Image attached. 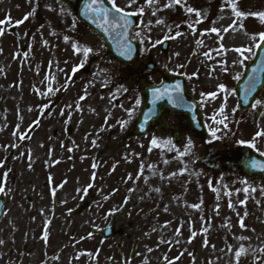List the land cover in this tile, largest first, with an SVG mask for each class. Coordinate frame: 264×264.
I'll return each instance as SVG.
<instances>
[{
    "label": "rangeland",
    "instance_id": "1",
    "mask_svg": "<svg viewBox=\"0 0 264 264\" xmlns=\"http://www.w3.org/2000/svg\"><path fill=\"white\" fill-rule=\"evenodd\" d=\"M115 2L127 12L144 10L135 15L138 25L132 32L141 52L122 71L107 56L101 41L80 26L61 0H0V21H11L0 25L4 29L0 36V186L5 188L0 195L6 198V215L0 220V264H43L49 251L56 257L53 264H62L67 260L64 251L69 240H73L70 248L75 258L87 243L92 246L87 254L94 256L97 240L85 232L104 228L112 216L108 213L117 212L118 202L125 198L136 204L129 207L133 229L144 227L138 233L140 264H149L152 258L156 264H237L235 252L241 246L246 251L238 264H264L261 181L211 173L197 161L206 146H246L238 141H251L264 130V107L240 112L235 94H227L225 100L226 94L218 88L224 84L235 89V77L242 76L255 54L254 43L259 42L252 36L264 32V22L253 16L236 17L226 0H183L168 8L164 6L170 0L152 5L137 0L131 7L129 0ZM234 2L238 11H264V0ZM186 7L198 10L200 16L188 13ZM28 13L32 15L26 21L15 23ZM158 19L163 24H157ZM198 19L203 22L195 23ZM213 27L220 30L219 36L205 31ZM169 28L172 35L182 34L169 39L165 56L161 44H153ZM74 44L93 49L86 60L91 62L86 73L80 69L72 75L73 67L84 60L82 52H74ZM240 47L253 48L244 65L233 63L241 58L234 51ZM147 59H153L159 69L188 79L190 92L200 100L208 131L218 128L220 139L210 131L207 143L186 136L177 144L163 133L127 136L143 103L138 81L127 77L140 71ZM144 78L160 81L152 74ZM49 87L59 91L48 93ZM212 92L217 96L206 95ZM259 100L264 101V96ZM133 108L130 118L126 110ZM219 120L227 128L214 122ZM120 121H128L127 126L122 128ZM153 138L158 147L151 144ZM256 144L264 151V137H257ZM141 171L143 175L138 176ZM246 187L248 192L243 191ZM52 196L57 201L55 212L47 199ZM85 203L89 207L83 212L68 216V210ZM137 214L143 217L140 221H136ZM127 216L123 213L118 223ZM45 232L47 241L42 239ZM51 240L52 248L44 247ZM23 245L28 252L18 260L15 250Z\"/></svg>",
    "mask_w": 264,
    "mask_h": 264
},
{
    "label": "snow or ice",
    "instance_id": "2",
    "mask_svg": "<svg viewBox=\"0 0 264 264\" xmlns=\"http://www.w3.org/2000/svg\"><path fill=\"white\" fill-rule=\"evenodd\" d=\"M158 0H146V3H148L149 5H152L154 3H157ZM137 3V0H129V4L128 7H131L132 4ZM183 3V0H170L169 3L165 4L164 7L168 8V7H172L173 5H181ZM226 3L232 8L234 15L238 18H243L245 16H253V17H257L261 22H264V11H260V12H250V13H245L243 11H238L237 10V4L234 2V0H226ZM63 10V9H62ZM159 10V9H157ZM143 8L140 7L138 8L137 12H127L125 11V9L120 8L117 6L115 0H111V7H105L104 6V0H86V3L84 4L83 7V16L86 18H92V17H100V19L102 20V23H100V27L104 28L105 31H109V26L110 27H117V28H128L131 24V21L129 20L130 16L133 15H142L143 14ZM186 11L188 13H195L197 15V17L200 16V13L198 10L193 9L191 7H186ZM110 13H115V17H110ZM153 15H155V11H153L152 13ZM32 15V13H28L24 16V18L22 20L16 21L15 23L17 25L22 24L24 21H26L29 16ZM10 19L9 20H5V21H0V25H4L5 23H10ZM94 23H96L97 21L94 19L93 20ZM203 20L202 19H198L195 23H202ZM74 25H75V20H74ZM157 24H163L162 20H157L156 21ZM235 26V22L233 25H229V28H232ZM179 27V26H177ZM189 27L192 28L193 25L189 24ZM242 27V26H241ZM229 28H225L224 31L227 32L229 30ZM206 32H212V33H217V35L219 36L220 30L213 27L210 30H205ZM4 34V29L2 27H0V36H2ZM182 33L180 32H176L175 35H172V29L169 28L168 29V34H166L162 40H157L154 44L153 47L155 46V44H162L164 40H168V39H175L176 36L181 35ZM137 35H139V33H137ZM68 37H65V40H67ZM222 39V37H221ZM252 40L253 41H259L254 43V47L258 50L261 48V45L264 44V32L259 33L258 36L257 35H253L252 36ZM197 43H201V41H197ZM222 47V45H221ZM73 49L74 52L76 54H80L81 52L83 53L84 56V60L81 61V63L75 67H73L72 69V75H75L76 72H78L80 69H82L85 66L87 57L89 56L90 53H93V49L91 47H82L78 44H74L73 45ZM235 52H237L239 54V56L241 57L240 59H238L237 61H234L233 63H238L240 65H244L245 61L251 58V54L253 52V48L252 47H240V48H235L234 49ZM132 53V48L131 45L128 46L127 48V53L122 52L121 55H127L128 59H131ZM245 53H248V55H245ZM178 55V54H177ZM206 56L209 55V53H205ZM181 67H183V65H181ZM224 71H227V66H224L223 68ZM195 75V74H193ZM70 79V77H69ZM235 79L239 80L240 76L237 75L235 77ZM250 79V84L247 86L246 88V92L248 91H252L255 90L256 88V83H255V79L254 78H249ZM106 86V85H105ZM218 88L221 92H224L225 95V100L227 99V94H235L234 90H229L226 85L224 84H219ZM53 91H59V89H53L51 87L48 88V93H51ZM124 91H127V89H124ZM151 91V95H152V104L153 106H155L159 101H163V100H167L173 107H183L185 106V102H184V98L181 95V93L183 92V88L181 83L178 81L176 82L174 85H167V84H163V82L161 83V86L159 87H153L150 89ZM205 95V94H202ZM211 97H216L217 93L216 92H212L209 94ZM86 97H81V99H85ZM141 103V101L139 99L136 100V105H139ZM257 106H261L264 107V101H261L259 99H257L255 101V103L252 105V107L255 109L257 108ZM189 110L192 109L193 106L189 105ZM128 116L131 118L135 112V108L131 109V110H126ZM221 112H223V108L221 109ZM156 114V109L155 107L150 108L148 110L147 113L144 114V123L141 125V129L143 130L144 126L148 123L149 120L152 119V117ZM226 119V117H225ZM217 124H224L223 120H219V121H214ZM38 123V122H37ZM122 128H125L127 126L128 121H120L119 122ZM224 127L227 128V124H224ZM209 131L211 133V136L213 138L216 139H220L221 137L217 136V132L219 131L218 128H209ZM257 137H264V130L258 131L255 136L253 137V139L251 141H245V140H240L238 141L239 144L241 145H246L248 148L251 149H256L259 152V155L261 157H264V151H259V149L257 148V144H256V138ZM167 143H171V141H168ZM93 144L95 145V141H93ZM151 144L153 146H159L158 141L156 138H153L151 140ZM191 141H189L188 144V148H191ZM151 150V149H150ZM187 154V149L184 152H181V155H186ZM247 166L251 169L254 170H259V171H264V160H260V159H256V158H250L249 161L247 162ZM93 167L95 168L96 165L94 164ZM184 171H187V169H184ZM180 174H183V172H181ZM139 175H143V172H139ZM172 175H176V173H172ZM129 179H131V177H129ZM243 183L247 184V181H244ZM89 187H91V185H89ZM157 191H159V189H156ZM5 191V188L0 186V193H3ZM84 191H87V189H84ZM130 191H134V189H130ZM243 191L248 192L249 188H244ZM252 191H255V189L253 188ZM54 194V192H53ZM246 203V201H241V204ZM192 207L194 208H198L199 205H193ZM229 207H232L231 203L229 204ZM115 211H119V209H116ZM109 215L112 214V212L110 211L108 213ZM240 227L244 228V220L243 218L240 219ZM206 231V229H205ZM177 235H179V229H177L176 232ZM195 236V233H193V237ZM42 239H44L45 241H47L48 239V235L47 232H45L42 236ZM246 239V238H243ZM166 243H168L167 241H164ZM191 242V241H189ZM3 241H0V244H2ZM177 243H179V241H177ZM205 246H207V243H205ZM214 247V246H213ZM245 249L243 246H241L239 248V250H237L235 252V257L237 260V264L239 262V259L241 257L242 254L245 253ZM261 251H264V249H261Z\"/></svg>",
    "mask_w": 264,
    "mask_h": 264
},
{
    "label": "water",
    "instance_id": "3",
    "mask_svg": "<svg viewBox=\"0 0 264 264\" xmlns=\"http://www.w3.org/2000/svg\"><path fill=\"white\" fill-rule=\"evenodd\" d=\"M69 2L73 10L76 12L77 16L80 18V20L87 25H89L94 31L98 32L101 37L103 38L108 53L114 58V60L120 65L125 66L132 60H134L139 52L138 43L136 41L130 40V31L131 29L136 25V21L132 16L129 17V20L131 21V24L128 28H117V27H110L109 31H105L104 28L100 27V23H102V20L100 17H92V18H86L83 16V7L86 3V0H65ZM104 6L110 8L111 5L107 2V0H104ZM110 17H115V13H110ZM96 20L97 22L94 23L93 20ZM131 45L132 53L131 59L127 58V55H121L122 52L127 53L128 46ZM169 45L168 41H165L163 44V49L166 50L167 46ZM149 62L145 63V69L144 72H150L152 69L150 68ZM153 66V64H152ZM254 78L256 83L255 90L246 92L247 86L250 84V79ZM163 84L170 85L169 79H166ZM161 86V85H160ZM153 87H159V86H153L148 83L142 82L141 84V90L143 94L145 95V104L143 106V114L139 118V122L141 119L144 121V114L148 112L150 108L155 107L156 114L152 117V121L149 120L148 123L144 126L143 130L140 126H135L131 133L132 134H140V133H146L148 128H152L154 124H158L161 121V113L164 109H168L172 113H186V115L190 118V124L193 126H198L200 129L204 128L202 125V122L199 120V116L197 113V107L194 105L195 103H190L191 101L189 98L187 99L183 92L181 95L184 98L185 106L183 107H173L167 100L159 101L155 106L152 104V95L150 89ZM183 88V87H182ZM264 90V44L261 45V48L257 50L256 56L254 61L248 66L245 76L241 79V81L236 86V91L239 99V106L241 109H247L249 108L256 100V97ZM189 105H194L191 110H189ZM155 130L159 129L157 127L154 128ZM201 133H204V131H201ZM210 151V156H214L215 153ZM243 159L241 162L235 166L233 171H236L238 173L244 174L248 177H259L264 182V171L254 170L247 166V162L250 158H256L260 160H264V158L258 157L255 153L249 152L248 150H242L241 151ZM217 155H215V158ZM206 165V164H205ZM1 207V206H0Z\"/></svg>",
    "mask_w": 264,
    "mask_h": 264
},
{
    "label": "flooded vegetation",
    "instance_id": "4",
    "mask_svg": "<svg viewBox=\"0 0 264 264\" xmlns=\"http://www.w3.org/2000/svg\"><path fill=\"white\" fill-rule=\"evenodd\" d=\"M123 206L124 207L121 210L120 214L127 212L129 216L125 217V223L131 219L130 215L132 214V209L129 208L127 202L123 203ZM138 214H140V212H138ZM138 214L135 215V217L137 218L136 221H140L143 218L142 216H138ZM127 223H129L128 227H131L130 230L120 232L117 236L110 239L99 240L96 243V254L94 256H90L89 254H87V251L90 250V247L84 245L79 248L80 255L78 256V258H75L73 256V248H70L73 241L69 240V244L66 248L67 251L65 253V256L67 257L66 264H100L102 258H106L108 262L111 260L112 264H140L138 263V243L140 238L138 233L144 230V227L139 226L135 230H132L136 226H134V224L131 222ZM88 234L92 235L91 233ZM96 234L98 236V233ZM97 236H94L93 238H96ZM149 264H154V260H150Z\"/></svg>",
    "mask_w": 264,
    "mask_h": 264
}]
</instances>
